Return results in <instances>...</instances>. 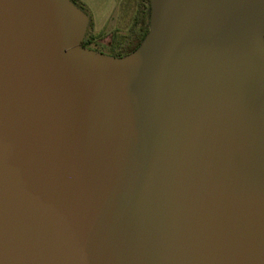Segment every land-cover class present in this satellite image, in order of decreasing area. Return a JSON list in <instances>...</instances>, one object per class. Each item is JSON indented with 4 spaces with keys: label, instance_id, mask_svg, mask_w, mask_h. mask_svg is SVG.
I'll list each match as a JSON object with an SVG mask.
<instances>
[{
    "label": "water",
    "instance_id": "obj_1",
    "mask_svg": "<svg viewBox=\"0 0 264 264\" xmlns=\"http://www.w3.org/2000/svg\"><path fill=\"white\" fill-rule=\"evenodd\" d=\"M72 4L0 0V264H264V0H164L125 75Z\"/></svg>",
    "mask_w": 264,
    "mask_h": 264
},
{
    "label": "rangeland",
    "instance_id": "obj_2",
    "mask_svg": "<svg viewBox=\"0 0 264 264\" xmlns=\"http://www.w3.org/2000/svg\"><path fill=\"white\" fill-rule=\"evenodd\" d=\"M79 1L80 2L82 1L85 4L88 13L92 15V20H93L91 27L88 25L85 31V34H87V36L89 37L94 36L93 43L89 44L87 47L84 46L83 47L88 50H92L104 55H108L107 52L109 51L118 52V47L117 49H115L112 46V41L114 42V40L121 38V36H127L129 34L130 29L134 24L135 17L137 16L138 11L141 7V0H79ZM147 2L148 3L146 6L149 5L151 7V12H150V31H151L152 2L151 0H148ZM126 42L125 45L129 47L134 43V40L129 39ZM80 46L82 47V45ZM132 53H130V55Z\"/></svg>",
    "mask_w": 264,
    "mask_h": 264
},
{
    "label": "bare ground",
    "instance_id": "obj_3",
    "mask_svg": "<svg viewBox=\"0 0 264 264\" xmlns=\"http://www.w3.org/2000/svg\"><path fill=\"white\" fill-rule=\"evenodd\" d=\"M151 2H152L151 33L144 41L140 50L131 58L126 59L123 62L125 66L120 64L122 61L120 62L113 60L111 58H106L105 56H102L95 51L82 48L79 44V39H77L72 44L71 47L72 51L77 56H83L85 58L97 60L107 68L121 72L124 75L135 74L136 70H138L143 65L145 60L148 58V55L150 54V50L153 48L156 41L160 37L164 22V17H165L164 0H151ZM63 6L64 8L67 9H72V10L74 9L66 1L63 2ZM124 96H125V100L128 101L130 104L137 105L138 103H142L144 101V93L129 83L125 84L124 86Z\"/></svg>",
    "mask_w": 264,
    "mask_h": 264
},
{
    "label": "trees",
    "instance_id": "obj_4",
    "mask_svg": "<svg viewBox=\"0 0 264 264\" xmlns=\"http://www.w3.org/2000/svg\"><path fill=\"white\" fill-rule=\"evenodd\" d=\"M75 6L83 10L89 17L88 25L91 27L92 24V15L88 13V10L85 6V4L79 0H70ZM148 0H141V7L138 11L137 16L135 17L134 24L132 28L130 29V32L127 36H121V38L112 41V46L117 49L118 52H107L108 55H111L116 58L124 57L134 51H136L142 42L144 41L145 37L150 31V12L151 7L147 5ZM147 10V13H146ZM129 39L134 40V43L127 47L125 45ZM94 40V36L89 37L87 34H85L83 40H82V46L87 47L89 44H92ZM126 42V43H125ZM125 45V46H124ZM114 51V50H113ZM106 53V52H105Z\"/></svg>",
    "mask_w": 264,
    "mask_h": 264
}]
</instances>
